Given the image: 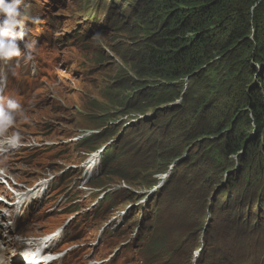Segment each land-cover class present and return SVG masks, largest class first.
I'll use <instances>...</instances> for the list:
<instances>
[{
    "label": "rangeland",
    "instance_id": "rangeland-1",
    "mask_svg": "<svg viewBox=\"0 0 264 264\" xmlns=\"http://www.w3.org/2000/svg\"><path fill=\"white\" fill-rule=\"evenodd\" d=\"M25 7L40 22L29 24L26 37L35 41L32 59L22 54L2 67L5 92L23 110L4 134L18 132L21 148L0 157L7 163L0 168V190L9 195L57 180L42 192L47 197L37 212L52 205L59 187H69L76 200L67 209L55 204L26 235L54 230L69 212L75 218L71 232L79 236L53 250L83 244L78 264H204L219 258L264 264L260 162L243 160L240 149L229 154L221 133L202 134L226 121L241 76L230 82L233 75L214 53L202 84L191 75L160 78L161 69L174 67L156 45L164 16L148 0H26ZM260 15L264 37V6ZM229 82L236 92L227 96ZM173 95L178 97L166 100ZM201 99V115L191 116L192 103ZM91 152L102 155L106 173L83 180L79 167ZM121 181L125 187H118ZM99 194L100 206L80 218L75 212Z\"/></svg>",
    "mask_w": 264,
    "mask_h": 264
},
{
    "label": "trees",
    "instance_id": "trees-1",
    "mask_svg": "<svg viewBox=\"0 0 264 264\" xmlns=\"http://www.w3.org/2000/svg\"><path fill=\"white\" fill-rule=\"evenodd\" d=\"M243 1L245 8H238L236 0H163L159 3L148 0L150 7L156 6L164 16L156 45L162 49L163 58L174 67L172 72L163 68L156 74L164 80L191 75L194 83L202 84L205 74L213 68L209 63L217 53L219 64L226 66L224 70L233 75L230 82L234 77L236 82L239 81L241 76L244 83L238 87V99L233 101L232 112L226 121L218 129L208 126L202 134L225 135L229 154L240 149L243 160L256 159L264 171V37L261 35L263 17L260 15L264 0ZM185 10L190 13L181 15ZM230 82L224 85L227 96L236 92L234 83L231 88ZM177 97L173 95L166 100ZM204 103V99L195 100L190 115H201ZM101 172L105 174L106 170ZM246 243L240 248L244 250L242 253L247 248ZM204 264L226 263L219 258Z\"/></svg>",
    "mask_w": 264,
    "mask_h": 264
},
{
    "label": "clouds",
    "instance_id": "clouds-1",
    "mask_svg": "<svg viewBox=\"0 0 264 264\" xmlns=\"http://www.w3.org/2000/svg\"><path fill=\"white\" fill-rule=\"evenodd\" d=\"M26 0H0V143L6 145L5 150L13 149L20 144V134L4 135L11 128L22 112V105L11 95H5L8 76L2 70L14 59L19 62L22 56L25 60L32 59L36 47L35 41L26 38L29 36V24H38L39 17L31 16L25 7Z\"/></svg>",
    "mask_w": 264,
    "mask_h": 264
},
{
    "label": "bare ground",
    "instance_id": "bare-ground-1",
    "mask_svg": "<svg viewBox=\"0 0 264 264\" xmlns=\"http://www.w3.org/2000/svg\"><path fill=\"white\" fill-rule=\"evenodd\" d=\"M2 140L3 139H1V141ZM1 147H2L1 150H3L6 147V145H2ZM95 158L98 159L99 155H96ZM41 181H43V180H41ZM47 185H48V180L46 179V180H44V182H42V183L39 182L38 184H36L35 187L30 188L27 191L21 190V191H19L13 195L12 201L7 202L8 205L4 206L5 209H7V211L9 213H12V214H10V215L4 214V215L8 216L7 219L9 218L10 221H9V224L2 226V227H4L2 229L3 233H1V231H0V264H10V261H9L10 256L7 254V252H12L14 250V248L16 247V242H17V239L13 238L12 233L16 229L18 218H21L22 220L24 219L23 215L21 217L19 215L14 217L13 212L18 207H20L23 203H25L26 201H29L32 199L36 200L37 199V192H36L37 187H39V186L45 187ZM118 187H125V183L123 181H121L118 184ZM6 196H8L7 198H10L11 195H6ZM42 198H44V197H42ZM13 200H14V202H13ZM95 202H96V200H92L90 202V205L88 206L90 211L94 210L93 206H94ZM0 206L2 207L3 205L0 204ZM37 208H38L37 204H33V207H32V209H34L33 213H32L33 215H35V211L37 210ZM0 212H1V210H0ZM38 213H40V212H38ZM7 219H6V221H7ZM0 220H3V215H1V213H0ZM29 221L30 222L35 221V218L30 217ZM29 228H30V226H29ZM6 235L9 238V242H7L3 239V236H6ZM42 243L48 244L49 242L48 241H33L32 243H30V246L33 247L35 250H37ZM46 260H49V256H46Z\"/></svg>",
    "mask_w": 264,
    "mask_h": 264
}]
</instances>
